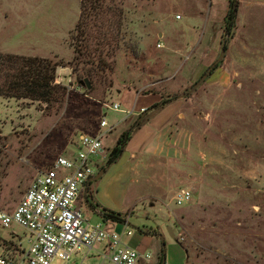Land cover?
Wrapping results in <instances>:
<instances>
[{
	"label": "rangeland",
	"instance_id": "1",
	"mask_svg": "<svg viewBox=\"0 0 264 264\" xmlns=\"http://www.w3.org/2000/svg\"><path fill=\"white\" fill-rule=\"evenodd\" d=\"M238 1L230 36L228 0H125L113 85L95 79L86 95L75 85L82 67L75 51L82 0H0V51L64 60L57 79L73 94L50 107L0 94V209L13 210L38 173L60 155H75L80 135L97 133L106 117L114 130L104 138L97 174L122 132L140 118L109 105L139 111L163 96L181 103L173 124L187 131L188 147L176 159L137 153L120 210L101 205L129 217L130 246L140 249L143 234L152 236L148 264L159 263L162 237L166 264H264V2ZM147 108L144 117L152 114ZM184 189L192 199L178 206L174 195ZM85 196L83 189L80 206L88 220L112 223L94 210L96 199L88 206ZM13 232L27 245L23 227L0 222V242L13 240ZM102 248L50 264H102Z\"/></svg>",
	"mask_w": 264,
	"mask_h": 264
},
{
	"label": "built area",
	"instance_id": "2",
	"mask_svg": "<svg viewBox=\"0 0 264 264\" xmlns=\"http://www.w3.org/2000/svg\"><path fill=\"white\" fill-rule=\"evenodd\" d=\"M56 82L62 84L58 79ZM109 108L128 115H140L146 111L145 108L126 110L117 102ZM112 130L114 125L103 117L97 133L80 135L75 155L58 156L48 169L39 172L32 180L13 210L0 209L2 224H17L27 231L28 236L27 245L14 232L13 240L2 239L0 264H50L56 257L70 259L82 249L89 257L90 251L98 244H103L97 255L105 264L151 262V252L125 242V238L134 233L127 223L93 224L80 206L81 191L96 175L98 157L104 152V138ZM191 199V191L187 189L174 195L178 206L189 203Z\"/></svg>",
	"mask_w": 264,
	"mask_h": 264
},
{
	"label": "trees",
	"instance_id": "3",
	"mask_svg": "<svg viewBox=\"0 0 264 264\" xmlns=\"http://www.w3.org/2000/svg\"><path fill=\"white\" fill-rule=\"evenodd\" d=\"M228 2L229 8L225 16V29L230 36H233L239 1L228 0ZM124 3L125 0H82V17L75 29L77 39L75 51L78 53L76 58L81 60L80 63H82V67H79L81 76L77 77L76 84L86 89L84 93L86 95L93 93L95 79L102 82L109 81L108 86L113 85L110 76L115 72L114 57L121 48V41L125 39L126 10ZM65 65L62 59L23 56L0 51V94L6 97L38 99L45 102L47 107L62 105L67 97L73 95L68 86L56 82L57 69ZM218 67L219 65L214 69ZM85 79L89 80L91 87L86 83H82ZM169 101L171 100H165L162 96L160 103H155L149 108L150 112L153 113L163 108ZM141 116L142 114L138 118ZM148 118L145 116L138 126L132 125L122 132L115 146L109 150L105 164L100 168L107 169L119 160L135 131ZM94 184V181H90L85 189L84 202L88 206L94 205V192L92 190ZM95 206L100 208V213L105 220L123 224L127 222L128 218L123 212L103 207L98 202L95 203ZM156 234V236L159 235V233ZM163 260L164 247L158 264H162Z\"/></svg>",
	"mask_w": 264,
	"mask_h": 264
},
{
	"label": "crops",
	"instance_id": "4",
	"mask_svg": "<svg viewBox=\"0 0 264 264\" xmlns=\"http://www.w3.org/2000/svg\"><path fill=\"white\" fill-rule=\"evenodd\" d=\"M256 1L264 2V0ZM180 106V101L176 100L166 104L163 108L153 112L145 123L135 131L119 160L109 170L105 169V174L100 180L94 181L97 185L94 193L96 202L100 204L105 202L120 210L121 204L119 201H121V197L133 181L131 160L136 157L137 153L143 152L147 155L173 159L181 157V153L188 147L190 140L186 130L173 124ZM142 108H147V106ZM113 167H118L119 169L116 173L111 174ZM99 209L97 207L94 210L100 212ZM126 223H129L128 220ZM142 238L139 244L140 250L150 252L149 248L154 244L152 236L143 234ZM102 264L105 263L103 262Z\"/></svg>",
	"mask_w": 264,
	"mask_h": 264
},
{
	"label": "water",
	"instance_id": "5",
	"mask_svg": "<svg viewBox=\"0 0 264 264\" xmlns=\"http://www.w3.org/2000/svg\"><path fill=\"white\" fill-rule=\"evenodd\" d=\"M225 54V51H223L221 53V55L219 56V58L214 62V64L212 65V67H216L217 64H219L220 60L223 58ZM208 74L205 73L202 78L194 85V88L191 90L190 93H192L198 86L199 84L205 80L207 78ZM82 83H86L89 87H91V84L89 82L88 79H85ZM150 111V110H148ZM146 113V112H145ZM145 113L139 118V120L136 122L135 124V127L138 126V124L141 122V120L143 119ZM105 168H102L94 177L91 178L90 181H96V180H99L104 174H105ZM172 236H173V233H171ZM162 241H163V247H164V260H163V263L162 264H166V253H165V242H164V238L162 237Z\"/></svg>",
	"mask_w": 264,
	"mask_h": 264
}]
</instances>
